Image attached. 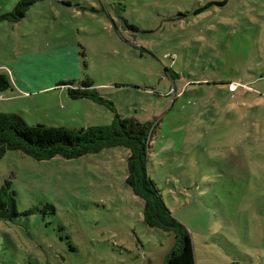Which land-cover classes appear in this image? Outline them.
<instances>
[{
    "label": "rangeland",
    "instance_id": "1",
    "mask_svg": "<svg viewBox=\"0 0 264 264\" xmlns=\"http://www.w3.org/2000/svg\"><path fill=\"white\" fill-rule=\"evenodd\" d=\"M0 74V113L29 126L111 125L108 102L152 124L149 174L196 264H264V0H45L0 23ZM87 78L106 104L42 89ZM129 155L0 157L21 213L0 222V264H165L176 237L146 225Z\"/></svg>",
    "mask_w": 264,
    "mask_h": 264
},
{
    "label": "trees",
    "instance_id": "2",
    "mask_svg": "<svg viewBox=\"0 0 264 264\" xmlns=\"http://www.w3.org/2000/svg\"><path fill=\"white\" fill-rule=\"evenodd\" d=\"M45 0H20L8 13L0 14V23H19L26 18L34 5ZM73 85V82H70ZM12 88L7 74H0V92ZM68 95L73 100H92L106 104V100L87 78L78 88H70ZM108 108L115 113V120L107 126H90L71 129L67 127L29 126L17 114L0 113V157L9 151H19L37 161H50L55 157L74 160L105 150L123 147L129 150L126 184L135 196L144 202V221L176 237V243L168 254L165 264H196L194 244L187 227L177 220L167 207L157 183L149 174V152L154 128L132 118H122L112 103ZM36 209L26 211L31 215ZM21 216L17 194L7 182L0 187V222L14 221ZM238 264V263H233Z\"/></svg>",
    "mask_w": 264,
    "mask_h": 264
},
{
    "label": "crops",
    "instance_id": "3",
    "mask_svg": "<svg viewBox=\"0 0 264 264\" xmlns=\"http://www.w3.org/2000/svg\"><path fill=\"white\" fill-rule=\"evenodd\" d=\"M13 24H16V23H13ZM13 73H12V75H13V78L15 79V81H16V83H17V86H19L21 89H24L25 91H29V92H34V91H39V90H33V89H27V85L26 84H24L22 81H18L17 82V78H16V76H15V71H12ZM74 84L73 85H71L70 83L69 84H53L52 86H47V87H45V88H42L43 90L44 89H52V88H54V87H66L68 90H67V93H68V91H69V89L70 88H76L77 86H79V84H77L76 85V83L75 82H73ZM69 96V95H68ZM71 99V98H70ZM73 100V99H72ZM83 100H88V99H83ZM68 128V127H67Z\"/></svg>",
    "mask_w": 264,
    "mask_h": 264
}]
</instances>
